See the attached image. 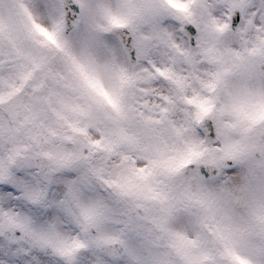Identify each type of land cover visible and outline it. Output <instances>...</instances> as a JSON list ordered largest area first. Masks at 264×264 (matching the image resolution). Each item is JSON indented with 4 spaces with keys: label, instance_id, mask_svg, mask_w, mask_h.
Listing matches in <instances>:
<instances>
[{
    "label": "snow or ice",
    "instance_id": "6c2138e0",
    "mask_svg": "<svg viewBox=\"0 0 264 264\" xmlns=\"http://www.w3.org/2000/svg\"><path fill=\"white\" fill-rule=\"evenodd\" d=\"M0 264H264V0H0Z\"/></svg>",
    "mask_w": 264,
    "mask_h": 264
}]
</instances>
